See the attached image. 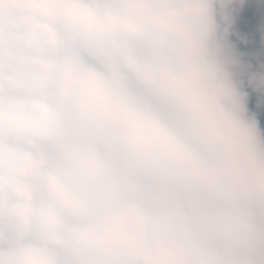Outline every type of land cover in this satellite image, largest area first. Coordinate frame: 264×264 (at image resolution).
<instances>
[{
  "label": "clouds",
  "instance_id": "clouds-1",
  "mask_svg": "<svg viewBox=\"0 0 264 264\" xmlns=\"http://www.w3.org/2000/svg\"><path fill=\"white\" fill-rule=\"evenodd\" d=\"M231 2L0 0V264H264Z\"/></svg>",
  "mask_w": 264,
  "mask_h": 264
},
{
  "label": "trees",
  "instance_id": "trees-1",
  "mask_svg": "<svg viewBox=\"0 0 264 264\" xmlns=\"http://www.w3.org/2000/svg\"><path fill=\"white\" fill-rule=\"evenodd\" d=\"M227 7L231 14V25L222 24V33L226 28L225 39L230 40L229 45L237 54L238 61L246 58L251 61L250 68L255 69L250 72L259 71L264 66V0H243V3L241 0H232ZM237 35L241 41L240 47H237ZM256 44L260 46L259 52L253 54L251 48ZM250 72L241 70L243 85L248 95V108L255 112L258 121L264 124V95L250 86Z\"/></svg>",
  "mask_w": 264,
  "mask_h": 264
},
{
  "label": "rangeland",
  "instance_id": "rangeland-1",
  "mask_svg": "<svg viewBox=\"0 0 264 264\" xmlns=\"http://www.w3.org/2000/svg\"><path fill=\"white\" fill-rule=\"evenodd\" d=\"M242 38V37H241ZM235 39H236V41L238 42V44H237V47H240L241 45V41L240 40H238L239 39V36L237 35L236 37H235ZM227 41V43L229 44L230 43V40H226ZM255 47L256 48H260V46L258 45V44H256L255 45ZM255 61H256V59H254ZM240 64H241V70H243V69H245V70H247V71H249V70H251V68H250V64H251V61L250 60H248V59H242L241 61H240ZM255 71V70H254Z\"/></svg>",
  "mask_w": 264,
  "mask_h": 264
}]
</instances>
